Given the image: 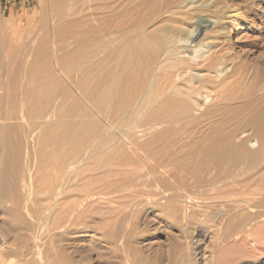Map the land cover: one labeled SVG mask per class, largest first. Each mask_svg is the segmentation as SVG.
<instances>
[{
    "label": "bare ground",
    "instance_id": "bare-ground-1",
    "mask_svg": "<svg viewBox=\"0 0 264 264\" xmlns=\"http://www.w3.org/2000/svg\"><path fill=\"white\" fill-rule=\"evenodd\" d=\"M131 1L130 9L109 6L104 8L110 15L65 21L58 31L61 39L40 40L26 80L12 81V88L0 71V165L11 147L9 138L24 134L26 125L20 121L27 119L33 143L27 145L34 147L37 158L45 163L41 167L53 180L96 154L99 161L92 171L106 174L93 179L97 191L111 195L129 187L151 193L155 182H165L168 202L182 201L186 211L191 203L206 199L210 204L206 209L213 216L229 217L231 234L243 230L261 243L264 183L239 181L264 158L260 139L264 113L241 118L245 127H256L255 135L241 123H232L237 115L229 112L242 107L229 103L234 94L229 78L234 73L223 74L220 66L226 56L211 51L218 37L197 40L199 32L211 25L208 18L195 19L197 11L204 6L213 11L218 5L204 0ZM68 2L61 3L63 18L69 13ZM226 14L233 25L242 13L232 5ZM166 21L179 25L168 27L165 41V29L161 32L156 24ZM188 24L191 28L183 34ZM4 42L0 34V51ZM68 71L78 78L67 79ZM11 105L15 114L10 113ZM143 168L147 172H141ZM84 174L62 183L64 198L68 199L71 188L78 189L74 181L88 176Z\"/></svg>",
    "mask_w": 264,
    "mask_h": 264
},
{
    "label": "rangeland",
    "instance_id": "rangeland-1",
    "mask_svg": "<svg viewBox=\"0 0 264 264\" xmlns=\"http://www.w3.org/2000/svg\"><path fill=\"white\" fill-rule=\"evenodd\" d=\"M130 1L85 0L75 3L69 0V13L64 18L60 9L63 0H29L26 6H22V0H15L7 6L0 3V34L5 41L0 51V71L12 88V81L26 80L29 64L37 57L40 40L46 37L52 42L61 39L58 31L63 30L65 21L82 15L97 18L110 15L111 11L104 8L109 6L130 9L133 5ZM208 1L209 5L217 4L218 9L212 11L203 5L197 11L199 16L195 19L204 17L211 23L208 29L199 32L197 40L218 37L216 41L214 38L205 41L217 42V47L211 51L218 50L228 59L223 60L220 68L224 69L223 74L234 73L229 78L234 93L229 103L242 104L240 110L229 112L231 116L235 112L238 116L235 115L237 118L231 121L234 120L233 124L241 123L255 135L256 127L252 124L245 127L241 118L264 113V0H204V3ZM232 5L242 13L233 25L229 14H226ZM170 25L179 24H170L169 21L156 24V29L160 26L161 32L165 29V41L168 40L166 31ZM185 28L183 34L191 26L188 24ZM224 35L227 37L223 39ZM76 75L72 71L65 73L69 80L78 78ZM10 108V113L15 114L16 109L12 105ZM20 122L26 125L22 129L23 137L9 138L11 147L0 165V252L3 254L0 264H264V238L261 243H255L243 230L231 234L229 217L221 218L218 213L217 217L213 216L212 210L206 209L210 205L206 199L200 200L201 203H191L185 211L182 201L168 202L165 199V186H162L165 182L155 181L152 183L157 184L151 193L137 189L134 190L138 192H134L129 187L130 191L122 189L111 195L97 191L93 188L94 180L106 174L100 171L93 173L92 169L99 161L98 155L94 156L96 154H92L86 164L60 172L57 179L61 178L62 182L53 180L49 173L46 174L43 160L35 155L34 147L29 146L32 139L28 136V120L21 119ZM262 126L264 130V121ZM260 139L264 143V135ZM145 171V168L141 169V172ZM80 174L88 176L76 179L74 183L80 186L71 188L68 199L64 198L62 183ZM239 182L264 183V158ZM218 207L222 209V206ZM248 248H252V252H248Z\"/></svg>",
    "mask_w": 264,
    "mask_h": 264
},
{
    "label": "built area",
    "instance_id": "built-area-1",
    "mask_svg": "<svg viewBox=\"0 0 264 264\" xmlns=\"http://www.w3.org/2000/svg\"><path fill=\"white\" fill-rule=\"evenodd\" d=\"M14 1L15 0H0V3L4 4L5 6H7L8 4H11Z\"/></svg>",
    "mask_w": 264,
    "mask_h": 264
},
{
    "label": "crops",
    "instance_id": "crops-1",
    "mask_svg": "<svg viewBox=\"0 0 264 264\" xmlns=\"http://www.w3.org/2000/svg\"><path fill=\"white\" fill-rule=\"evenodd\" d=\"M23 3H22V6H26V2L29 1V0H22ZM13 6H11L10 8H12ZM14 8V7H13Z\"/></svg>",
    "mask_w": 264,
    "mask_h": 264
}]
</instances>
